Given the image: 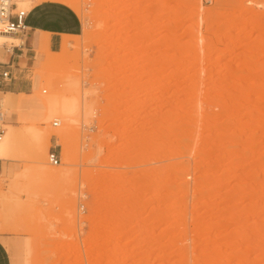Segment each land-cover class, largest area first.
Returning <instances> with one entry per match:
<instances>
[{
    "label": "rangeland",
    "instance_id": "374dc122",
    "mask_svg": "<svg viewBox=\"0 0 264 264\" xmlns=\"http://www.w3.org/2000/svg\"><path fill=\"white\" fill-rule=\"evenodd\" d=\"M60 1L85 29L15 96L12 264H264V0Z\"/></svg>",
    "mask_w": 264,
    "mask_h": 264
},
{
    "label": "crops",
    "instance_id": "0c3cea01",
    "mask_svg": "<svg viewBox=\"0 0 264 264\" xmlns=\"http://www.w3.org/2000/svg\"><path fill=\"white\" fill-rule=\"evenodd\" d=\"M28 1V0H27ZM32 0H29L31 3ZM26 17L27 31L14 35L20 43L0 46V73L9 71L11 77L2 80L0 90L15 95L30 93L34 84L29 79L31 65L38 52L46 47L48 53L60 52L72 37L83 34L85 26L76 8L60 0H33ZM17 93V94H16ZM12 166V159L0 157V177ZM0 264H12L9 249L0 235Z\"/></svg>",
    "mask_w": 264,
    "mask_h": 264
},
{
    "label": "bare ground",
    "instance_id": "6f19581e",
    "mask_svg": "<svg viewBox=\"0 0 264 264\" xmlns=\"http://www.w3.org/2000/svg\"><path fill=\"white\" fill-rule=\"evenodd\" d=\"M13 1H15L14 3H16L17 6L19 5V6L24 7V8L29 10V8H30L29 5L32 4L33 0L31 1V3L29 2V0L28 1L27 0H13ZM12 37H14V35H12V34L0 33V46L5 44V42H7V40L9 38L11 39ZM14 38H16V37H14ZM52 94L53 95H51V93H50L49 94L50 96H48V97H46V95L44 94L45 96H43V97H45V100H43L42 102H40V101L38 102V103H44L45 106L48 108V111L46 110L45 115L50 114V113L55 115V113H60L58 111H61L63 114L62 115V117H63L66 113L68 114V112L66 110H68V111L69 110H71V111L75 110L77 103H78L77 100H75V99H77L75 96H67V95L64 96L62 94H54V93H52ZM20 95L25 96V95H28V93L18 94V96H20ZM15 96H16L15 93L12 94V93L3 92L0 90V117L3 114V116L6 118V123L4 124V128H3L4 132H3L2 138L0 139V157L9 158L14 154V152H16V148H17L16 142L19 138V132H21V131H20V129H18L14 125V123L17 121L14 117L15 110L17 108L19 109V108L30 107L36 103V101H34L31 98H24L23 97V98L19 99V97L16 98ZM65 111H66V113H65ZM74 112H76V111H74ZM70 114H72V112ZM47 116H50V115H46V117ZM68 116H70V115H68ZM43 117L45 118V116H43ZM19 118L20 117L18 115V120L22 119V118H20V119ZM44 118H42V119H44ZM60 118H61V116H60ZM64 118L66 119V117H64ZM46 120H48V119L46 118ZM60 133H58L59 144L63 145V147L66 149V148H68V141L66 140L65 136L63 134H60Z\"/></svg>",
    "mask_w": 264,
    "mask_h": 264
},
{
    "label": "built area",
    "instance_id": "2783aa9c",
    "mask_svg": "<svg viewBox=\"0 0 264 264\" xmlns=\"http://www.w3.org/2000/svg\"><path fill=\"white\" fill-rule=\"evenodd\" d=\"M28 11L24 9H18L16 3L13 0H0V33L4 34H23L27 31L26 26V17ZM11 77L9 71H4L0 73V83L2 80H7ZM59 124L58 120L53 122V125L56 126ZM4 129L0 124V139L2 138ZM49 162L52 165H58L60 163V155L54 151H49Z\"/></svg>",
    "mask_w": 264,
    "mask_h": 264
}]
</instances>
